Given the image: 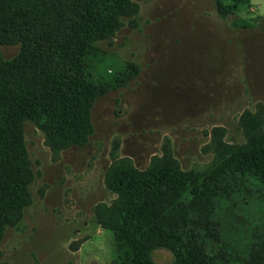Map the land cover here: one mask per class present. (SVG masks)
I'll return each mask as SVG.
<instances>
[{"label":"rangeland","instance_id":"rangeland-1","mask_svg":"<svg viewBox=\"0 0 264 264\" xmlns=\"http://www.w3.org/2000/svg\"><path fill=\"white\" fill-rule=\"evenodd\" d=\"M126 2L127 16L94 44L97 68L137 70L95 99L92 132L81 143L58 146L25 123L29 199L0 234V264H111L127 240L116 232L125 199L117 171L141 174L157 159L188 176L206 175L250 139L264 140V0L227 15L218 0ZM17 49L1 47L6 58ZM255 190L231 198L233 224H242L224 230L236 244L230 264H264V201L256 204ZM250 228L257 235L249 255L253 240L243 230ZM152 259L171 264L174 254L158 247Z\"/></svg>","mask_w":264,"mask_h":264},{"label":"trees","instance_id":"trees-1","mask_svg":"<svg viewBox=\"0 0 264 264\" xmlns=\"http://www.w3.org/2000/svg\"><path fill=\"white\" fill-rule=\"evenodd\" d=\"M218 1L219 12L227 15L247 0ZM127 14L126 0H0V234L19 219L29 199L25 123L39 126L58 146L81 143L92 132L95 99L137 70L97 68L95 42ZM2 46L18 49L6 58ZM250 140L206 175L188 176L157 159L141 174L117 171L114 184L125 199L116 232L127 240L111 264H155L152 252L158 247L173 252L171 264L235 262L236 244L224 238L225 228L242 224H233L231 198L250 197L260 188L255 202L264 201V140ZM243 232L253 240L250 255L257 231Z\"/></svg>","mask_w":264,"mask_h":264}]
</instances>
